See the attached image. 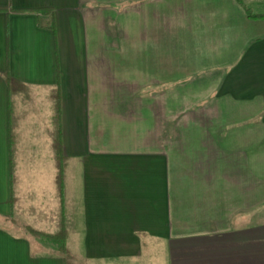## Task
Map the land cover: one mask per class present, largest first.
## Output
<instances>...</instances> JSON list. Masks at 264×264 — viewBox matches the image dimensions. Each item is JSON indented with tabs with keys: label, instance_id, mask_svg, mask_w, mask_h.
<instances>
[{
	"label": "crops",
	"instance_id": "obj_1",
	"mask_svg": "<svg viewBox=\"0 0 264 264\" xmlns=\"http://www.w3.org/2000/svg\"><path fill=\"white\" fill-rule=\"evenodd\" d=\"M262 213L263 19L0 0V264H64L23 229L62 224L70 264H264Z\"/></svg>",
	"mask_w": 264,
	"mask_h": 264
},
{
	"label": "trees",
	"instance_id": "obj_2",
	"mask_svg": "<svg viewBox=\"0 0 264 264\" xmlns=\"http://www.w3.org/2000/svg\"><path fill=\"white\" fill-rule=\"evenodd\" d=\"M236 1L238 2L239 5H241L244 8L248 17L264 20V13H253L251 9L246 7V5L244 4V0H236ZM23 229L26 231H31L36 237L43 238L49 243H51L56 248L57 252H59L62 255L64 259V264L71 263L72 256L68 246L66 245V238H65L66 229L64 224L60 226V229L57 233H53V234L36 231L30 227L28 228L27 226H23Z\"/></svg>",
	"mask_w": 264,
	"mask_h": 264
},
{
	"label": "rangeland",
	"instance_id": "obj_3",
	"mask_svg": "<svg viewBox=\"0 0 264 264\" xmlns=\"http://www.w3.org/2000/svg\"><path fill=\"white\" fill-rule=\"evenodd\" d=\"M254 7V6H253ZM71 168H70V163H69V166H68V170H67V174H66V176H67V180H71ZM68 183V182H67ZM70 192H71V189H70ZM263 215H264V213H262V214H260V215H256V220L257 221H261V218H263ZM17 217V220L18 221H22L23 220V218L22 217H20V216H16ZM40 222H38V224H34V226L36 227V228H38V229H42L43 231H46V232H50V231H52V229H50L49 227H47V226H45L44 224H39ZM3 225H5V224H3ZM16 229V227H14V226H12L11 227V229L12 230H15ZM16 230H18V229H16ZM69 236L71 237V229H69ZM38 240H40L41 242H44V243H47L48 241H46L45 239H43V238H38ZM70 241L71 240H67V245L70 247V249H72V244L70 243ZM149 255V254H148ZM150 256V255H149ZM149 256H145L144 258H149ZM72 259V258H71ZM145 264H154L153 262H144ZM144 263H142V262H137L136 264H144Z\"/></svg>",
	"mask_w": 264,
	"mask_h": 264
}]
</instances>
